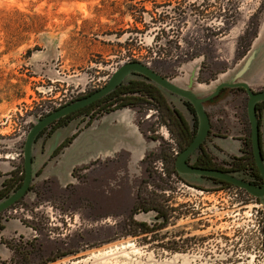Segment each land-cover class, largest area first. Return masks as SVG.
Here are the masks:
<instances>
[{
  "label": "rangeland",
  "instance_id": "1",
  "mask_svg": "<svg viewBox=\"0 0 264 264\" xmlns=\"http://www.w3.org/2000/svg\"><path fill=\"white\" fill-rule=\"evenodd\" d=\"M226 16L235 26L212 39ZM263 21L264 0H0V155L20 150L37 119L103 88L123 64H148L171 80L192 64L199 69L205 55L209 68H229ZM193 55L201 57L186 59ZM136 107L159 146L145 159L150 178L144 174L140 196H158L168 222L146 237L76 230L85 236L80 249L60 251L52 264H264V205L155 176L162 160L168 174L175 130L158 106ZM20 260L44 264L26 254Z\"/></svg>",
  "mask_w": 264,
  "mask_h": 264
},
{
  "label": "flooded vegetation",
  "instance_id": "2",
  "mask_svg": "<svg viewBox=\"0 0 264 264\" xmlns=\"http://www.w3.org/2000/svg\"><path fill=\"white\" fill-rule=\"evenodd\" d=\"M223 19V28L219 29L220 33L213 35L212 39L223 38L226 28L227 32H230L235 26L231 18L226 16ZM245 54L246 52L243 55ZM199 57L201 55H193L187 56L186 59L193 61ZM209 59L205 55L199 62L200 67L196 76L198 84L195 87L210 84L228 69L209 68L206 64ZM213 61H217L219 65L218 58H213ZM235 61L227 64V67L231 68ZM145 65L150 67L148 64ZM190 69L192 72L193 64ZM152 70L168 79L163 73ZM133 76L143 78L138 74ZM189 76L190 72H180L173 81H186ZM101 89L103 88L81 99L92 96ZM164 93L159 87L145 80L131 79L123 82L111 93L51 122L42 129L32 142V166H35L39 158L37 154L43 157L47 152L45 142L43 144L41 140H47L57 128L67 126L73 120L79 122L77 129L84 122L92 126L104 115L124 109L131 110L135 114L137 126L150 146L148 153L158 149L157 140L151 137L148 130L140 127L138 113L133 108L140 104L151 103L161 109L166 123L174 127L176 135V142H171L173 146L171 145L170 148L171 161L168 174L166 160H162L155 164L157 166L154 170L159 171L155 176L161 175L172 180H180L188 185V189L201 190V192L208 191L204 188L206 183L212 185L211 187L218 193L232 190L235 199L243 195L246 201L261 204L260 198L251 195L239 184L257 189L264 188V101L255 104L253 117L249 113L251 96L245 88L230 91L224 89L213 99L203 102L209 127L202 142L190 150L201 127L199 110L191 101L169 93L166 94L168 100ZM252 93L256 96L262 94L264 87L252 88ZM73 102L76 101H71L65 106ZM152 117L153 115H147L145 120H150ZM34 126L35 123L30 130ZM27 135L20 150L8 151L0 155V205L10 200L24 185L27 169L23 148ZM77 135L78 133L68 137L61 147L68 145ZM163 137L168 141V132ZM158 145L162 149L161 144ZM61 147L55 153H58ZM187 150H190V154L186 158V164L190 168L216 173V176L207 174L193 176L191 177L193 182L180 176L176 162ZM148 153L133 171L130 169L128 156L124 153L114 158L98 157L88 166L74 168L73 176L77 181L65 187H61L52 179L38 181L34 175L30 186L18 199L0 208V247L3 250L0 264H16L25 254L32 260L37 259L38 263H55L59 260L57 255L60 251L64 255L69 251L80 249L85 236H79L76 230L85 233L89 230L96 235L99 228L100 230L107 228L108 239L135 233H139L142 237L157 234L168 222V217L158 196L154 194L140 196L146 179L144 174L150 178L149 165L145 163ZM171 183L176 185L175 182ZM151 214L152 217L149 216ZM69 227L72 233L67 239L66 233ZM95 235L94 242H98ZM24 263L25 261L20 260V264Z\"/></svg>",
  "mask_w": 264,
  "mask_h": 264
},
{
  "label": "water",
  "instance_id": "3",
  "mask_svg": "<svg viewBox=\"0 0 264 264\" xmlns=\"http://www.w3.org/2000/svg\"><path fill=\"white\" fill-rule=\"evenodd\" d=\"M197 65L194 66L190 76L186 81H173L165 79L160 75L156 74L150 67L139 62H130L120 66L110 77L106 86L100 91L92 96H88L84 99L73 102L59 110L52 112L50 115L43 119H37L35 126L29 131L27 135L26 144L23 148L24 157L26 160L27 175L24 181L22 189H20L16 194H14L10 200L4 202L0 205V208L5 207L8 203L15 201L20 197V195L30 186L32 179L35 175V168L31 164L32 160V142L37 134L47 127L51 122L58 120L71 112L83 108L89 105L91 102L111 93L123 82H127L131 79H141L145 80L153 85L159 87L165 92V94H175L179 98L191 101L199 110L201 118L200 131L195 139L194 144L191 149L196 148L204 139L209 127L207 117L204 113L203 102H207L214 97H216L220 91L226 89L228 91L236 88H245L250 96L251 101L249 105V113L251 117L254 116L255 104L259 101H264V93L259 95H254L252 93V88L254 86H261L264 83V21L260 25L258 34L252 41V44L246 54L233 65L232 68H228L225 72L219 74L216 79H214L210 84L203 87H195L197 82ZM133 74H138L143 78L134 77ZM124 115L128 118L126 122L128 135L117 137L118 144H123L127 148L128 145L138 151L139 158L146 155L150 150L149 144L141 143L139 141L137 145V138L140 139L141 134L137 128L135 114L131 110L125 109ZM119 116V114H118ZM79 122H74L70 127L62 129L57 132L56 138H64L65 136L73 135V132L77 130V125ZM98 124V122H97ZM106 125H109V120L106 121ZM90 131L87 130L85 136L77 143L72 145V147L67 151V155L63 158V165L67 171V176L72 179V172L77 165L89 162L90 159L94 158V151L90 152ZM121 136L120 134H118ZM70 144H72L70 142ZM117 146H113L116 149ZM190 150L183 152L177 162L176 169L180 176L184 177L187 181L193 182L191 177L201 176V175H211L216 176V173H207L199 170H194L186 164V158L190 153ZM131 151V149H130ZM114 151L111 150V153ZM99 155V154H98ZM104 158V156H102ZM264 174V169H263ZM66 186V185H65ZM64 186V187H65ZM239 186L247 190L251 195L256 196L261 199V204L264 205V188L257 189L250 186L239 184Z\"/></svg>",
  "mask_w": 264,
  "mask_h": 264
},
{
  "label": "crops",
  "instance_id": "4",
  "mask_svg": "<svg viewBox=\"0 0 264 264\" xmlns=\"http://www.w3.org/2000/svg\"><path fill=\"white\" fill-rule=\"evenodd\" d=\"M262 87H264V83L261 86H254L253 89H260ZM124 111L125 109L118 110L110 114H106L101 118L98 124H94L92 126L87 125L84 122L79 129L73 132V135L65 136L64 138L61 139L56 138L58 131L68 128L72 123L78 121V120H73L67 126L57 128L49 136L47 140L45 141L41 140V142L43 141L42 142L43 144L45 142L47 152L43 157H40L39 154H37L39 158L37 159L34 168H35V176L37 177L38 181H45L48 179H52L55 180L61 187H64L65 185L67 186L77 181L73 176L74 170L72 172V179L68 178L67 176L68 170H66L63 165V158L67 155V151L72 147V145L79 142L85 136L88 129L91 133L90 152L94 151L95 155L97 156L90 159L89 162L87 163H82L80 165H77L75 168L88 166L93 160H95L98 157L104 156V158H109V157L114 158L120 155L121 153H124L128 156L130 162L129 166L131 171H133V168L136 165L140 164L142 159L146 155H143L142 158H139L138 151L136 150V148H134V145L132 147L128 145L127 148H124L123 146H127V145L118 144L117 137H122V136L127 137L128 135L127 125H126L128 118L124 115ZM107 120H109V125L105 124ZM138 130L141 134V137L140 139L139 138L136 139L137 140L136 146H138L139 141L141 143L146 142V144H148V142L144 138L139 128ZM77 133L78 135L75 137V139L70 141L72 144H70L69 142L68 145L61 147V145H63V143L68 139V137H72L74 136V134ZM118 134H120L121 136H119ZM114 145L117 146L116 149H113ZM59 147H61L59 152L55 153ZM111 150H113L114 152L111 153ZM0 256H3V250L1 249V247H0Z\"/></svg>",
  "mask_w": 264,
  "mask_h": 264
},
{
  "label": "bare ground",
  "instance_id": "5",
  "mask_svg": "<svg viewBox=\"0 0 264 264\" xmlns=\"http://www.w3.org/2000/svg\"><path fill=\"white\" fill-rule=\"evenodd\" d=\"M200 86H201V84H200ZM190 154V153H189Z\"/></svg>",
  "mask_w": 264,
  "mask_h": 264
},
{
  "label": "trees",
  "instance_id": "6",
  "mask_svg": "<svg viewBox=\"0 0 264 264\" xmlns=\"http://www.w3.org/2000/svg\"><path fill=\"white\" fill-rule=\"evenodd\" d=\"M77 101V100H76Z\"/></svg>",
  "mask_w": 264,
  "mask_h": 264
}]
</instances>
